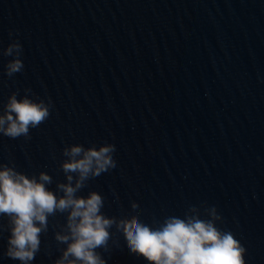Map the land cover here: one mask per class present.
<instances>
[{"label":"water","instance_id":"obj_1","mask_svg":"<svg viewBox=\"0 0 264 264\" xmlns=\"http://www.w3.org/2000/svg\"><path fill=\"white\" fill-rule=\"evenodd\" d=\"M14 43L24 67L9 76ZM13 93L50 115L27 137L0 135V165L47 173L57 196L64 149L115 145L118 171L76 193L98 192L116 225L104 264H148L122 225L213 208L246 264H264V0H0V115ZM67 217H48L31 264L62 257ZM10 227L0 215V264H20L5 255Z\"/></svg>","mask_w":264,"mask_h":264},{"label":"clouds","instance_id":"obj_2","mask_svg":"<svg viewBox=\"0 0 264 264\" xmlns=\"http://www.w3.org/2000/svg\"><path fill=\"white\" fill-rule=\"evenodd\" d=\"M21 47L14 43L5 49V55H13V49L17 55L6 65L9 76L24 67L18 58ZM49 115V105L43 100L28 96L18 99L13 93L0 115V135L27 137L30 129L38 127ZM115 150L114 144L87 149L74 144L64 149L68 159L62 168L68 183L58 185L62 196L47 187L52 179L47 173L30 177L7 164L0 165V215L7 216L11 224L5 255L20 264H31L40 249V234L47 228L48 217L57 211H68V234L56 237L67 247L55 264H104L100 254L109 250L116 225L105 218L104 200L98 192L87 196L76 193L89 177H98L110 169L118 171L113 159ZM72 173L76 174L75 184ZM211 216H173L159 228L137 221L122 225L121 232L126 234L129 251L142 256L148 264H246L245 247L232 231L217 226L215 221L220 217L215 208Z\"/></svg>","mask_w":264,"mask_h":264}]
</instances>
